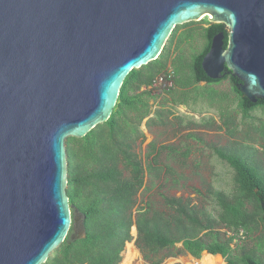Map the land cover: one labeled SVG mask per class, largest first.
<instances>
[{
  "label": "water",
  "instance_id": "obj_1",
  "mask_svg": "<svg viewBox=\"0 0 264 264\" xmlns=\"http://www.w3.org/2000/svg\"><path fill=\"white\" fill-rule=\"evenodd\" d=\"M204 18L228 32L225 47L211 39L206 77L229 73L264 100V0H0V264H44L63 243L66 139L105 123L130 71Z\"/></svg>",
  "mask_w": 264,
  "mask_h": 264
},
{
  "label": "trees",
  "instance_id": "obj_2",
  "mask_svg": "<svg viewBox=\"0 0 264 264\" xmlns=\"http://www.w3.org/2000/svg\"><path fill=\"white\" fill-rule=\"evenodd\" d=\"M201 21L207 26L185 29L177 37V30L187 24L176 27L168 46L155 61L130 71L105 123L80 139H66V193L72 224L63 243L44 264H119L125 244L132 239V226L136 228L135 246L149 264H160L174 256L172 250L179 243L182 251L195 259L207 253L221 256L225 264H264V240L262 236L254 237L260 226L264 229V169L255 162L254 153L249 151L251 146L234 144L228 150L213 149L216 157L233 171V186L229 192L209 189L207 207L191 206L181 198L161 195L165 210L147 202L133 215L145 172L134 146L143 136L140 126L151 114L155 90L170 97L172 106L195 104L216 96L211 88L198 91L199 83L212 85L228 80L242 123L254 125L250 122L252 113L259 108L264 110V100L249 103L237 89L239 82L229 73L218 81L206 77L201 60L211 39L223 32L225 47L228 32L221 23H209L207 18ZM196 36L203 39V47L187 59L180 48L185 43L191 44ZM175 37L178 53L169 64L168 47ZM157 78L163 80L159 89L153 87ZM161 113L156 111L154 118L162 121ZM152 122L153 119L148 120L149 124ZM253 129L264 152V120ZM147 170L154 168L147 165ZM75 218L84 227V236L75 235ZM218 227L231 234L221 239L215 231ZM241 236L255 240L256 247L243 245Z\"/></svg>",
  "mask_w": 264,
  "mask_h": 264
},
{
  "label": "rangeland",
  "instance_id": "obj_3",
  "mask_svg": "<svg viewBox=\"0 0 264 264\" xmlns=\"http://www.w3.org/2000/svg\"><path fill=\"white\" fill-rule=\"evenodd\" d=\"M206 26L207 24L202 21L192 22L185 28L178 29L175 36L185 29ZM176 37L173 44L168 47L169 64L178 53L175 52ZM170 38L165 47L168 46ZM203 44V39L196 36L191 44H183L180 50L185 58L189 59L191 54L202 49ZM161 83L163 80L157 78L153 87L159 89ZM197 87L198 91H202V88H211L216 92V96L210 101L202 100L195 104L189 102L187 105L172 106L170 97L168 98L161 90L154 91L155 98L150 102L151 114L142 121L140 127L143 136L139 137L134 146V152L140 158L145 172L144 185L136 197L133 215L147 202H151L155 208L165 210L161 195L181 198L191 206L207 207L210 204L206 198L209 189L229 192L233 186V171L216 157L214 148L228 150L234 144L251 146L249 151L254 153L255 162L264 169V152L260 146L259 135L253 129V126L264 120V110L256 109L252 113L253 120L250 121L254 125L246 126L242 123L241 112L237 108V100L231 92L228 80L212 85L201 82ZM158 110L162 112V121L154 118ZM227 116L230 118L226 119ZM149 119H153L150 124ZM147 165L152 166L154 170L148 172ZM133 228L134 226L131 228L132 239L125 244L119 264L126 261L128 244H131L138 253L136 259L129 264H149L144 261L135 246L136 231ZM215 231L220 234L221 239L231 234L223 227H218ZM260 236L264 240L262 226L254 237ZM241 240L245 246L256 247L255 240L243 236ZM172 252L175 255L165 258L160 264H198L206 254L203 253L199 259H195L182 251L180 243ZM214 257H219L225 264L220 256ZM262 258L264 259V255Z\"/></svg>",
  "mask_w": 264,
  "mask_h": 264
},
{
  "label": "bare ground",
  "instance_id": "obj_4",
  "mask_svg": "<svg viewBox=\"0 0 264 264\" xmlns=\"http://www.w3.org/2000/svg\"><path fill=\"white\" fill-rule=\"evenodd\" d=\"M128 252L126 253V261L123 264H129L131 261L136 259L138 253L134 250V247L131 244L127 246ZM219 257H214L210 254H204L198 264H224Z\"/></svg>",
  "mask_w": 264,
  "mask_h": 264
},
{
  "label": "flooded vegetation",
  "instance_id": "obj_5",
  "mask_svg": "<svg viewBox=\"0 0 264 264\" xmlns=\"http://www.w3.org/2000/svg\"><path fill=\"white\" fill-rule=\"evenodd\" d=\"M81 226H82L81 222L78 221L77 218H75V226H74V230H75V235H76V236H80V233H79V231H77V228L80 230V229H81Z\"/></svg>",
  "mask_w": 264,
  "mask_h": 264
}]
</instances>
